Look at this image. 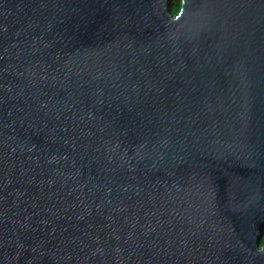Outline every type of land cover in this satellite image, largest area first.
<instances>
[{"label":"water","instance_id":"95a60500","mask_svg":"<svg viewBox=\"0 0 264 264\" xmlns=\"http://www.w3.org/2000/svg\"><path fill=\"white\" fill-rule=\"evenodd\" d=\"M264 0H0V264H264Z\"/></svg>","mask_w":264,"mask_h":264},{"label":"trees","instance_id":"16d2710c","mask_svg":"<svg viewBox=\"0 0 264 264\" xmlns=\"http://www.w3.org/2000/svg\"><path fill=\"white\" fill-rule=\"evenodd\" d=\"M180 7V0H169V10L171 14H175ZM264 244V228L262 231V238L260 240V245Z\"/></svg>","mask_w":264,"mask_h":264}]
</instances>
